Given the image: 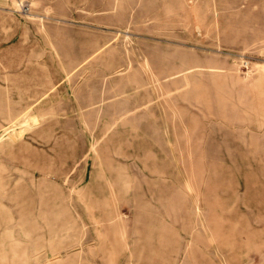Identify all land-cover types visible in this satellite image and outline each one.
Listing matches in <instances>:
<instances>
[{
	"label": "rangeland",
	"instance_id": "374dc122",
	"mask_svg": "<svg viewBox=\"0 0 264 264\" xmlns=\"http://www.w3.org/2000/svg\"><path fill=\"white\" fill-rule=\"evenodd\" d=\"M0 264H264V0H0Z\"/></svg>",
	"mask_w": 264,
	"mask_h": 264
}]
</instances>
